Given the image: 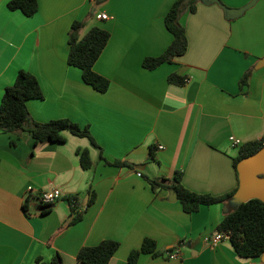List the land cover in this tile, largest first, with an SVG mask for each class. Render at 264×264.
<instances>
[{
  "label": "crops",
  "instance_id": "crops-1",
  "mask_svg": "<svg viewBox=\"0 0 264 264\" xmlns=\"http://www.w3.org/2000/svg\"><path fill=\"white\" fill-rule=\"evenodd\" d=\"M9 1L0 0V107L6 88L29 71L44 93L28 101L32 118L89 126L100 147L69 131L65 142L37 145L27 130L0 131V264H53L58 255L62 264H84L80 249L108 239L120 242L110 264H132L130 253L146 238L162 254L143 253L135 264H264L263 256H240L231 240L217 247L204 240L238 207L234 197L187 213L168 189L149 182L182 171L184 185L198 193L222 196L238 187L234 158L264 137V0L234 19L198 0L197 11L181 18L188 51L153 70L143 62L172 43L165 18L177 0H38L33 16ZM221 1L240 8L250 0ZM75 21L85 22L83 33L93 26L110 32L94 65L110 80L104 93L68 63ZM173 73L186 82H169ZM232 136L242 144L234 146ZM79 149L90 151V169L82 168ZM53 188L63 197L43 205L40 193ZM71 197L83 213L76 223ZM175 249L181 256L171 259Z\"/></svg>",
  "mask_w": 264,
  "mask_h": 264
},
{
  "label": "trees",
  "instance_id": "trees-1",
  "mask_svg": "<svg viewBox=\"0 0 264 264\" xmlns=\"http://www.w3.org/2000/svg\"><path fill=\"white\" fill-rule=\"evenodd\" d=\"M8 7L12 10H20L26 16H33L39 9L38 0H10ZM189 9L196 12L198 0H177L166 15L165 22L168 30L173 34V41L169 47L159 56L146 57L143 65L149 70L158 68L164 63H174L179 56L188 51L189 40L186 27L181 21L183 13ZM85 22L75 21L69 33L70 51L68 63L82 70L83 80L99 92H106L110 87V80L98 74L94 70L96 61L101 56L109 39L110 32L100 26H93L83 33ZM169 82L184 84L186 79L177 73L169 76ZM44 93L38 78L29 71L21 70L15 82L8 86L2 98L0 107V131L20 132L27 130L32 134L35 144L47 142H65L64 131H69L78 137L89 138L95 146H99L93 137L90 127H82L68 118L54 119L47 122H37L32 118L28 108L31 99H43ZM264 146V137L260 140L245 143L240 148L239 155L234 158L238 182L239 162L260 150ZM81 166L90 169L93 165L90 151L79 149ZM151 156L154 158V154ZM112 165H128L123 161L109 162ZM154 190L157 188L168 189L182 203L187 213H194L204 205L227 202L237 192L238 187L222 196H213L198 193L187 188L183 183V172L177 171L173 178L149 179ZM73 206L75 217L73 223L80 221L83 213L78 211L76 197L69 198ZM94 202L92 197L90 204ZM27 209V205L25 206ZM46 210L44 209L43 212ZM218 230L231 234V241L238 254L245 258H257L264 255V202L253 198L241 203L235 210L229 212L218 226ZM120 248V242L112 239L103 240L95 246H84L78 253V260L84 264H110L113 256ZM173 251V250H169ZM143 253L161 255L157 251V243L154 239L146 238L140 249L134 250L129 255L132 264L137 263ZM39 264H44L38 259ZM53 264H62L58 255Z\"/></svg>",
  "mask_w": 264,
  "mask_h": 264
},
{
  "label": "water",
  "instance_id": "water-1",
  "mask_svg": "<svg viewBox=\"0 0 264 264\" xmlns=\"http://www.w3.org/2000/svg\"><path fill=\"white\" fill-rule=\"evenodd\" d=\"M99 3L106 0H97ZM206 4L217 3L225 11L229 19L240 17L244 12L253 7L258 0H251L247 5L238 9H232L224 5L221 0H202ZM264 66V58L260 62ZM239 188L234 194L233 203L238 206L250 199L257 198L264 202V146L256 153L245 157L238 164ZM172 194V198L177 197ZM264 258V255H263Z\"/></svg>",
  "mask_w": 264,
  "mask_h": 264
},
{
  "label": "built area",
  "instance_id": "built-area-1",
  "mask_svg": "<svg viewBox=\"0 0 264 264\" xmlns=\"http://www.w3.org/2000/svg\"><path fill=\"white\" fill-rule=\"evenodd\" d=\"M96 17L100 20H109L111 19V16L105 12H98L96 13ZM230 140L232 141V144L234 146L241 145L242 141L240 139H237L236 137L232 136L230 137ZM160 148H164V146H160ZM40 200L43 205H51L61 199L63 197L62 191L59 188H53L50 191H44L40 193ZM231 234L227 231H221L218 230L213 235H206L204 237V240L209 243L212 247H217L222 241L224 240H230ZM168 256L171 259H178L181 256L180 250L175 249L173 251H168ZM250 264H254V262H250Z\"/></svg>",
  "mask_w": 264,
  "mask_h": 264
},
{
  "label": "rangeland",
  "instance_id": "rangeland-1",
  "mask_svg": "<svg viewBox=\"0 0 264 264\" xmlns=\"http://www.w3.org/2000/svg\"><path fill=\"white\" fill-rule=\"evenodd\" d=\"M250 1H251V0H250ZM250 1H249V2H250ZM249 2H248V3H249ZM222 3H223V2H222ZM248 3H247V4H248ZM224 5H225V4H224ZM244 6H245V5H244ZM244 6H242V7H244ZM230 8H231V7H230ZM240 8H241V7H240ZM232 9H238V8H232Z\"/></svg>",
  "mask_w": 264,
  "mask_h": 264
}]
</instances>
